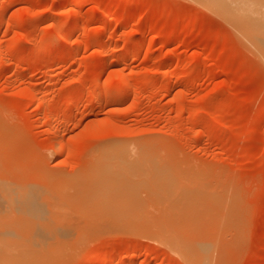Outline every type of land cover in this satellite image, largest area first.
<instances>
[{
    "label": "rangeland",
    "instance_id": "rangeland-1",
    "mask_svg": "<svg viewBox=\"0 0 264 264\" xmlns=\"http://www.w3.org/2000/svg\"><path fill=\"white\" fill-rule=\"evenodd\" d=\"M239 35L206 0H0V190L83 224L67 264H194L153 227L197 200L209 264H264V61ZM120 145L170 164H91Z\"/></svg>",
    "mask_w": 264,
    "mask_h": 264
},
{
    "label": "bare ground",
    "instance_id": "bare-ground-1",
    "mask_svg": "<svg viewBox=\"0 0 264 264\" xmlns=\"http://www.w3.org/2000/svg\"><path fill=\"white\" fill-rule=\"evenodd\" d=\"M206 1L210 8H216L218 12L221 13L222 16H224V18H226L233 26H235L239 30V36L245 42H248L249 47L254 49L264 61V0ZM72 21L74 22V19L69 22V24H71V28L74 26L72 25L74 24L72 23ZM74 28H72L73 31L75 30ZM54 39L52 38L53 42L56 41V39ZM119 57L121 58L122 56L119 55ZM119 60L121 61V59ZM32 95L34 94L31 92L30 96ZM30 96L29 102L31 104V101H33L34 103V100H31ZM41 104L43 106V103ZM154 148L146 146L141 148L140 150H136L134 148H129L127 145L112 146L110 148H105L97 153V155L92 156L91 158L93 159V161L91 159L90 161L92 162L91 164H170V161H168L159 150ZM0 184H2V182ZM5 186L8 187V185H4V187ZM12 190L14 189H11V191ZM38 190L39 189L37 187L36 189L27 190V192L22 195L24 196V199L19 198L20 202H18L19 200L15 195L17 194L16 191L14 194L13 192L10 193L8 190H0V264H64V260H67V262H65V264H67L68 259H65V257H67L65 255L68 251L73 250L74 252V250H76L71 249V241H74V237L76 233H78L75 230L83 224L80 223L79 226L78 224L80 221H78L77 225L79 227H77L76 224H72L73 226H71V224L59 226L54 222V220L53 223L49 222V212L43 209V206L37 205L34 201L36 199V193L38 192ZM19 194L21 196V192ZM149 194V197L151 198V200L149 201L150 203H147L145 201L146 199H143L147 206H150L152 204L154 195L162 196L163 192L161 190L158 191L157 188H155L154 193L152 191ZM134 197L135 194H133L131 198L132 203L134 201ZM148 200L149 199H147V201ZM172 201L173 200H171V202ZM190 202L191 203L189 204H191V206H188L186 212H183L181 208V210L178 211V206L174 207L173 210L168 209V211H162L160 213L161 222L160 224H158V226L153 227V229L154 232L159 235L160 240L168 242L176 250H185L194 264H209L210 260L212 259L213 249L217 248L218 245H216V232H214V229H212L213 226H210L213 223L210 224L205 218V215L204 217L201 216V214H204L203 211L199 210L198 207L195 206V204L200 203L199 200ZM145 204H143V207L145 206ZM173 204L175 205L177 203L173 202ZM110 205L111 204H109V206ZM121 205L124 204L121 203ZM121 205H119V203L117 202V208L118 206H120V208L118 209L121 212L124 211V213L122 212V214L121 212H119L121 214H118L115 220L118 217L121 218L120 220L127 218L128 221H130L132 224L140 222V220L138 221V218L140 217L138 214L137 216L139 217H135L137 219L134 218L132 222L133 215H131L130 212V215L126 214L127 210H124V208L121 210ZM129 206L132 207V204H129ZM113 207L114 205L111 206L110 209H107L111 210L113 209ZM136 207H134V210H136ZM132 213H134L133 210ZM109 215H111L112 217V213ZM148 215L149 212L144 213V217L141 216L142 219L145 220L144 222L149 221V219L147 218ZM86 216L84 217L85 220L88 219V217ZM91 217L93 221L97 219V221H99L100 219H102V217L103 219L105 217V224L108 223L107 220L111 219L110 216H108L109 219H107V216H104L100 213H92ZM135 220L137 221L134 222ZM90 221L89 223L91 225L93 222L91 223ZM82 222L86 221L82 219ZM101 222H103V220L100 221V224ZM85 226H89L88 223ZM91 226H93V224ZM97 226L99 227V225ZM83 230L85 232V229ZM89 230L87 229L88 233L91 232ZM82 236L84 237V235ZM78 242L75 245H77ZM219 242L220 241H218V243Z\"/></svg>",
    "mask_w": 264,
    "mask_h": 264
}]
</instances>
